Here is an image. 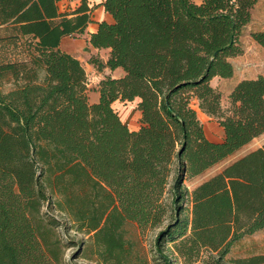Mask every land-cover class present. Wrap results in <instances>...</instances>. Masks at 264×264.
Returning a JSON list of instances; mask_svg holds the SVG:
<instances>
[{"label":"trees","instance_id":"obj_1","mask_svg":"<svg viewBox=\"0 0 264 264\" xmlns=\"http://www.w3.org/2000/svg\"><path fill=\"white\" fill-rule=\"evenodd\" d=\"M256 1L102 0L113 20L88 42L109 56L90 63L124 74L101 79L90 103L84 67L60 47L85 33L88 0L71 11L60 0H0L5 38L27 44L26 58L0 62V264H60L66 223L104 264H148L139 236L160 226L154 250L166 264L162 242L182 264H264V253L226 259L264 228V143L192 190L184 183L264 133L263 75L238 81L227 110L211 84L233 75ZM250 35L264 48V30ZM134 99L140 127L130 130L113 103ZM194 103L223 128L221 141L206 137Z\"/></svg>","mask_w":264,"mask_h":264},{"label":"rangeland","instance_id":"obj_2","mask_svg":"<svg viewBox=\"0 0 264 264\" xmlns=\"http://www.w3.org/2000/svg\"><path fill=\"white\" fill-rule=\"evenodd\" d=\"M61 5V3H59ZM65 9V7H61ZM10 33H7L3 28H0V62L3 60H18L26 58L27 44L24 38L20 39L16 44L10 43L5 37ZM243 40L242 43L247 47L248 42L252 43L253 38L250 33H242ZM241 35V36H242ZM81 34H77L70 37H65L61 42V47L63 50L76 56L81 62L82 66L86 71L87 76V95L89 102H94L98 99V87L99 82L106 76L118 77L124 74L122 68H116L117 71L110 70L109 68H104L98 70L93 64L90 63V58L97 57L103 61L107 60L109 56V50L107 49H97L93 50L88 44H83L81 39ZM256 55V52L252 53ZM248 57L247 59H250ZM248 62L245 60L242 65H247ZM211 81V84L217 87L222 94L221 105L224 110L230 107V102L228 95L233 88V81L230 79L221 78ZM13 87V83H4L1 85V89L6 92ZM137 99L133 101H120L117 100L113 103L114 109L118 112L121 119L126 122L130 130H137L140 127V114L137 108ZM195 108L197 104L194 103ZM139 111V112H138ZM198 117L203 124L205 135L209 140L219 142L224 138L223 128L218 124L214 117H210L204 114L197 108ZM264 143V133L260 136L254 138L251 142L237 150L232 155L226 157L220 162L216 163L209 169H207L201 175L189 178L185 180V185L192 190L201 181L207 179L213 174L219 172L225 165L236 160L237 158L243 156L247 152L261 147ZM48 214L54 215L60 221H63V216L55 210H48ZM159 228H162L160 226ZM159 228L147 229L139 236L138 240V255L140 257H147L148 264H166L157 252L154 250V236ZM58 234L60 238V264H104L99 261L97 256L93 255L91 258L85 255V247L89 241V236L80 232H76L70 229L69 224L61 225L58 228ZM162 247L164 248V254L168 256L171 264H182L180 259L175 253H171V244L168 242H162ZM264 253V228L259 229L251 234L243 236L240 240L236 241L230 248V251L226 255V259L238 258V257H248L255 254ZM139 261V260H136ZM135 261V262H136ZM137 263V262H136ZM135 263V264H136ZM194 264H208L206 262H198Z\"/></svg>","mask_w":264,"mask_h":264},{"label":"crops","instance_id":"obj_3","mask_svg":"<svg viewBox=\"0 0 264 264\" xmlns=\"http://www.w3.org/2000/svg\"><path fill=\"white\" fill-rule=\"evenodd\" d=\"M101 2L102 0H88V4L91 7V22L88 24L85 33L81 34L82 37L80 39L83 44H88L89 47H91L93 50H97V48H94L89 44V33L94 32L97 29L99 22H111L113 20L112 16L104 10V7ZM59 3H61L60 10L71 11L80 4V0H60ZM61 7H65V9H61ZM256 30H264V0L256 1L251 10L250 21L245 25L243 31L244 33H251L252 31ZM243 37L244 36L242 35L240 37V40L242 41V43H245ZM248 43L249 46L246 47L244 45V52L241 55L230 58L234 66V73L230 77V79L233 81V85L245 78H255L258 75L264 76V48L254 40L252 41V43ZM61 46L62 45H60V47ZM254 52H256V55H252V53ZM248 57L251 58L247 59ZM245 60H247L248 64L244 66L242 65V63ZM114 71H117V69H115ZM218 79L219 77L216 76L212 78L211 81L217 80V82H219ZM221 79L224 80L229 78Z\"/></svg>","mask_w":264,"mask_h":264}]
</instances>
